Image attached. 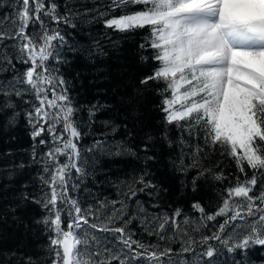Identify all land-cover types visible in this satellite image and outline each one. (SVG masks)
<instances>
[{
    "label": "snow or ice",
    "instance_id": "obj_1",
    "mask_svg": "<svg viewBox=\"0 0 264 264\" xmlns=\"http://www.w3.org/2000/svg\"><path fill=\"white\" fill-rule=\"evenodd\" d=\"M4 9L8 10L0 16V115L11 113V122L22 103L28 108L25 115L33 140L48 144L42 138L45 133L51 139L40 157L43 196L37 199L24 190L26 185L20 192L21 200L41 205L47 213L36 224L48 233L49 259L38 262L29 256L21 264H225L221 259L225 253L232 254L230 264H248L245 253L253 246L264 247V0H108L93 7L73 0L63 5L55 0H0V10ZM117 11L121 14L115 15ZM77 21L102 22L106 29L121 33L149 30L140 48H150L153 54L142 59H152L159 66L140 84L163 81L166 85L160 105L166 126L161 139L172 146L167 126L174 125L189 136L193 129L197 135L202 130L205 146H219L221 154L231 157L244 174L242 181L237 177L234 186L224 189L226 195L221 194L222 205L215 212L207 213L199 202L192 204L200 213L198 220L185 216L180 221L179 208L170 216L151 212L149 207L157 204L146 207L135 199L138 193L158 194L146 170L122 182L118 199L98 200L95 208L82 209L71 197L73 171L81 181L88 175L79 147L85 133L75 119L79 109L68 94L67 81L55 74L49 62L60 60L57 46L66 43L67 34H62L60 26L75 28ZM30 27L38 30L31 32ZM94 47L99 49V43ZM18 64L25 70L20 71ZM102 107L97 103L87 109L88 127ZM179 144L192 151L183 136ZM154 147L151 135L140 145L146 161L155 159L149 154ZM203 150L196 145L194 152ZM88 152L136 155L132 148L108 145L103 138L96 139ZM32 157L36 161L35 150ZM60 157L66 158L64 163ZM196 166L195 159L185 165L182 151L179 170ZM205 171L211 170H201L199 176ZM213 179L226 177L220 172ZM258 184L261 189L254 194ZM62 213L67 217L66 228ZM218 217L223 222L215 224ZM134 222L143 233L155 236L157 243L134 239L136 233L130 227ZM209 222L214 230L205 234ZM177 243L179 248L174 249Z\"/></svg>",
    "mask_w": 264,
    "mask_h": 264
},
{
    "label": "trees",
    "instance_id": "obj_2",
    "mask_svg": "<svg viewBox=\"0 0 264 264\" xmlns=\"http://www.w3.org/2000/svg\"><path fill=\"white\" fill-rule=\"evenodd\" d=\"M55 2L63 5L65 0ZM73 2L93 7L106 4L108 0ZM7 10H0V16ZM134 10L137 9H129ZM59 11L63 12V7ZM120 14L119 11L115 13ZM50 27L55 28L56 25L50 24ZM60 29L62 34H67L66 43L57 46L60 60L51 59L49 66L55 69L56 75L67 81L68 94L73 105L79 109L75 119L85 133L79 140V147L82 166L88 173L81 181L73 171L69 181L71 197L78 201L82 209L95 208L98 200L118 199L122 182H130L146 170L149 173L147 179L157 185L158 194L149 197L146 193H138L135 199L142 201L146 207L157 204L156 208L149 207L151 212L167 213L170 216L179 208L182 211L178 218L180 221L185 216L198 220L200 213L192 208L194 202H199L207 213L215 212L222 205L221 194L226 195L224 189L234 186L237 177L242 181L244 174L239 173L231 157L221 154L219 146H205L202 130L197 135L193 129V134L189 136L187 131L181 132L174 125L167 126L172 146L161 139L166 126L160 105L166 85L163 81L150 82L147 86L140 84L143 77L150 75L159 66L152 59H142L153 54L150 48H140L149 37V30L145 28L121 33L106 29L102 22L86 24L79 21L75 28L61 25ZM37 30L35 27L29 29L31 32ZM96 42L99 43V49L94 47ZM17 67L24 71L26 66L18 64ZM166 95L171 98L170 93ZM97 103L103 107L93 117L91 127H88L87 109ZM176 107L179 108V103ZM27 110L21 103L15 109L17 115L11 122V113L7 116L0 115V264H8L9 259L11 264H21L29 256L38 262L49 259L46 251L48 233L41 230L42 225L36 224L47 213L41 205L20 199L22 186L25 185L27 187L24 190L37 199L43 196L44 186L39 179L42 174L40 157L51 146V139L46 133L42 138L48 144L41 145L40 138L33 140L32 127L25 115ZM105 121L109 123L106 125ZM113 127L115 132L112 131ZM149 135L155 140V147L149 153L155 159L146 161L140 145ZM181 136L191 145L192 151L187 145L181 149ZM101 138L106 139L108 145L122 143L132 148L136 155L128 153L116 156L88 152L94 141ZM196 145L204 150L195 153ZM33 150L37 153L36 161L32 157ZM182 151L185 165H191L195 159L196 167H189L187 171L179 170ZM65 159L60 157V162L64 163ZM20 164L25 167L18 168ZM201 170L211 171H205L203 176H199ZM220 172H223L226 179L214 180L213 174ZM247 173L251 177L252 170L248 169ZM77 183L78 187L73 188L72 185ZM260 189L261 185L258 184L254 194H258ZM135 199L130 202L133 209ZM66 220V214L62 213V227L66 228ZM221 222L223 217H218L214 223ZM130 227L136 233L134 239L146 244L157 243L155 236L143 233L135 222ZM211 230H214L213 222H209L204 232L208 234ZM168 234L171 235V229ZM172 247L179 248V244H173ZM13 253L14 257L11 255ZM231 256L232 254L225 253L221 259L225 264H230ZM240 256V252L235 253L237 259ZM245 256L248 264H264V247L253 246ZM144 264L150 262L145 261Z\"/></svg>",
    "mask_w": 264,
    "mask_h": 264
}]
</instances>
